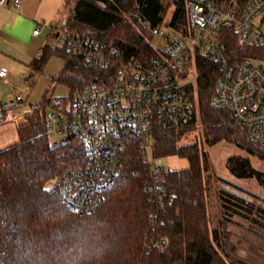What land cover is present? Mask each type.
Returning <instances> with one entry per match:
<instances>
[{"label": "trees", "instance_id": "1", "mask_svg": "<svg viewBox=\"0 0 264 264\" xmlns=\"http://www.w3.org/2000/svg\"><path fill=\"white\" fill-rule=\"evenodd\" d=\"M212 1L241 5V0ZM65 5L69 30L117 53L107 62L95 61L54 44L49 37L30 62L29 76L40 74L50 57H59L63 67L52 81L69 89V95L119 82L121 67L130 60L147 66L158 55L152 44L153 28L166 25L186 32V0H65ZM193 55L197 79L185 87L194 107L191 118L177 129L155 125L152 130L155 159L176 156L188 163L185 168L170 169L162 178L163 197L172 195V203L158 208L147 164L139 155L135 137L127 134L122 173L102 191L95 210L79 214L68 207L59 197L57 180L80 166L84 153L78 142L51 144L45 115L52 100L44 97L15 126L17 140L0 147V264H249L228 256L221 249L220 232L211 226L207 199L210 162L205 147L225 141L245 152L247 156H229L226 168L232 176L252 178L263 188L264 172L248 156L264 161V149L248 139L230 112L211 102L219 71L197 50ZM61 101L66 103L67 97ZM197 128V140L180 142L186 131ZM219 197L229 215L240 214L264 228L262 206L224 191ZM155 217L159 222L153 225ZM152 237L165 239L162 250L151 242Z\"/></svg>", "mask_w": 264, "mask_h": 264}, {"label": "built area", "instance_id": "2", "mask_svg": "<svg viewBox=\"0 0 264 264\" xmlns=\"http://www.w3.org/2000/svg\"><path fill=\"white\" fill-rule=\"evenodd\" d=\"M20 0H0V5L19 7ZM185 33L161 27L152 34L163 41L158 55L147 66L130 60L121 67V77L109 86H90L52 101L45 125L54 146L78 142L84 160L57 180L61 200L79 214L95 210L101 193L121 175L127 158L124 137H135L141 159L147 164L150 186L158 208L170 205L172 195L163 197L161 181L170 170L152 156V130L155 125L177 129L193 114V104L185 87L197 79L193 52L197 50L219 71L211 102L230 112L242 125L248 139L264 149V0H241L228 6L212 0H186ZM51 40L95 61L107 62L117 53L104 44L65 26V17L49 26ZM39 29L32 31L37 35ZM229 39L233 40L231 44ZM0 68V79L7 76ZM27 102L15 94L0 102V125L25 118L31 110L17 115L14 110ZM156 215V214H155ZM153 225L157 217L151 220ZM160 250L163 237L150 238Z\"/></svg>", "mask_w": 264, "mask_h": 264}, {"label": "rangeland", "instance_id": "3", "mask_svg": "<svg viewBox=\"0 0 264 264\" xmlns=\"http://www.w3.org/2000/svg\"><path fill=\"white\" fill-rule=\"evenodd\" d=\"M59 2L58 6L53 8L54 14L51 8L52 0H29V6L33 13L38 12V15L48 16L46 19L52 21V24H56L68 10L65 0H59ZM169 14L170 12L168 11L166 18ZM37 21L42 22L41 19ZM161 29L167 33L173 32L166 25L161 26ZM260 29L264 32V25ZM152 44L154 47H162L163 41L155 36ZM31 46L29 45L28 48H31ZM0 65L6 67L2 68L9 74L3 82L0 81V96L2 98L0 101L10 100L15 94H19L27 102V104L24 103L14 110L17 115L30 111L29 103L39 102L44 97L57 101L60 98L68 97L70 93L65 86L55 84L52 81V77L58 75L63 67V60L59 57H50L44 65L42 73L32 82L28 80L30 73L28 66L21 62L17 56L1 54ZM23 120V117H20L16 123L8 122L0 125V130L9 129V135L0 138V147L17 140L15 126L22 123ZM197 133L198 128L186 131L180 142L183 144L193 143L197 140ZM50 140L52 141L53 138L50 137ZM205 148L210 162L208 170L210 186L207 191L209 217L211 226L220 232L221 249L223 248L224 252L231 258H239L249 264H264V228L260 223L252 222L240 214L232 213L229 215L219 197L220 192L224 191L264 208V188L252 178L233 177L226 168V160L229 156L236 154L247 156V154L239 150L235 145L225 141L213 146H206ZM248 157L255 168L264 172V161L253 156ZM156 162L167 166L169 169H181L188 165L186 159L176 156L160 158ZM52 184L53 182L48 183V185ZM226 198L233 202L235 201V199L227 195ZM229 202H226V204L230 208H237L234 203ZM224 210L227 211V214Z\"/></svg>", "mask_w": 264, "mask_h": 264}, {"label": "crops", "instance_id": "4", "mask_svg": "<svg viewBox=\"0 0 264 264\" xmlns=\"http://www.w3.org/2000/svg\"><path fill=\"white\" fill-rule=\"evenodd\" d=\"M20 1L19 7L0 5V55L5 54L9 56L11 54L12 56H17L30 70V62L39 54L40 48L50 37L49 26L52 25V21L46 19L48 16L38 15V12L33 13L29 6V0ZM59 3V0H52V13L54 12L53 8H56ZM67 13L64 17H66ZM38 19H41L42 22H38ZM35 28L39 29L37 35L32 34ZM42 43L43 45H41ZM29 45H32L31 48H28ZM2 67L4 66L0 65V68ZM38 75L34 77L29 76L28 80L32 82ZM8 76L9 74L5 78ZM4 79H0V81L3 82ZM8 135L9 129L0 130V138Z\"/></svg>", "mask_w": 264, "mask_h": 264}]
</instances>
